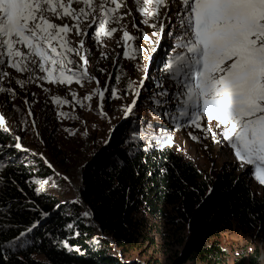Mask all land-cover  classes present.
<instances>
[{"label":"snow or ice","instance_id":"6c2138e0","mask_svg":"<svg viewBox=\"0 0 264 264\" xmlns=\"http://www.w3.org/2000/svg\"><path fill=\"white\" fill-rule=\"evenodd\" d=\"M133 2L142 17L140 23L154 29L152 36L157 37L153 40L143 33L133 20V27L142 33L143 40L149 44L148 49L138 48L134 51L156 53L163 34L173 23L177 29L174 46L182 50L166 60L165 71L173 81V88L169 91L162 82H157L160 91L155 93V105L161 111L154 109V114L166 121L165 127H174L177 131L199 129L202 137L188 133L196 142L209 137L215 143L226 141L234 150L241 167L245 164L251 166L253 171L250 175L264 186V0ZM127 7L126 0H0V93L15 96L12 88L2 86L6 80L11 82L13 79L21 88L33 83L40 85L41 82L65 85L73 81L81 84L82 80H94L87 68L80 70L72 58V55L78 56L84 65L88 64L86 56L80 54L81 50L88 52L85 40L80 39L79 46L73 47L69 36L74 33L98 42L102 34L112 37L117 31H122L124 47L127 48L128 41L138 38L121 23L125 17L132 15L131 10L120 11ZM113 24L117 27L110 26ZM86 28L93 29L94 35ZM101 55L104 56L103 53ZM123 56L126 59L136 58L127 50ZM152 58V55L148 56L149 62ZM69 65H77V70L72 71ZM9 68L24 78L12 77L7 71ZM143 71L145 76L137 88L133 89L132 82L128 85L133 90L134 99L124 109L125 119L134 116L141 98L148 68L145 67ZM115 80L119 83L120 77L116 76ZM96 82L99 84L98 80ZM44 90L48 91L47 88ZM105 91L113 99L120 98L115 89L106 88ZM97 94L100 113L104 115V91ZM72 95L76 96L75 93ZM53 99L57 105L67 103L59 96ZM84 99L91 100L92 95ZM25 103L28 101L25 100ZM29 115L32 113L29 112ZM58 115L67 116V113ZM214 121L216 130L213 128ZM4 126L5 117L0 115V128L7 131ZM15 139L17 143L14 147L27 152L19 142L21 138L16 136ZM133 139L147 140L145 151L153 146V142L161 148L174 143L172 134L163 129L154 136L134 134ZM2 152L3 149H0ZM45 163L52 167L47 160ZM4 167L0 164V172ZM39 194L40 189L37 190ZM42 215L46 217L48 214ZM83 215L85 218L91 217L87 211ZM39 226L40 221L37 220L16 237L0 244V258L8 259V256L2 255L3 249L16 251L30 243L29 234ZM4 230L0 227V232ZM75 235L79 236V232ZM94 244H98V241ZM62 246L70 253L81 251L78 247L70 246L67 240L62 242Z\"/></svg>","mask_w":264,"mask_h":264},{"label":"rangeland","instance_id":"374dc122","mask_svg":"<svg viewBox=\"0 0 264 264\" xmlns=\"http://www.w3.org/2000/svg\"><path fill=\"white\" fill-rule=\"evenodd\" d=\"M126 2L128 7L120 11L131 10L132 15L125 17L121 23L127 26L126 30L131 35L138 37L128 41L127 48L124 47L122 31H117L112 37L102 34L98 42L89 37H78L74 33L69 36L73 47L79 46L80 39L85 40V48L88 52L81 50L80 54L86 56L88 64L84 65L78 56L70 55L76 60L80 70L87 68L88 74L95 77L94 80H82L83 86L75 81L65 85L41 82L40 85L33 83L21 88L15 84L14 79L11 82L6 80L2 85L5 88H12L15 92V96L7 92L0 93V115L5 117L4 127L11 129L14 139L19 136L21 138L19 142L28 151L17 150L14 147L17 143L16 139L3 148L16 151L30 166L46 169L40 174L35 172L33 179L27 185L37 198H46L55 208L51 212H56V215L49 226L55 224L58 217H63L66 210L67 217L82 220L85 226L90 228L93 239L101 237L112 242L99 227L97 230L91 228L96 224L91 205L88 204L91 195L90 182L93 178L91 172L102 169L113 161L112 152L123 143L125 137L131 139L134 134L154 136L162 129L171 133L174 139L172 146H165L162 149H170L183 163H192L201 172L205 183L212 185L223 180L225 176H235L245 181L256 197L264 200V186L250 175L253 168L246 164L241 167L234 150L226 141L215 143L209 137L196 142L188 133L192 132L193 135L202 137L203 133L199 129L187 128L177 131L174 127H165L166 121L154 114V109L156 112L161 111L155 105L157 98L155 93L160 91L157 82H162L164 88L169 91L173 88V81L167 76L165 67L168 57L182 51L174 46L177 29L175 23L166 29L156 53L134 51L138 48L148 49L149 44L143 40L142 33L133 27V20L143 33L148 34L153 40L157 37L152 36L154 29L140 23L142 17L136 11L133 0ZM74 7L79 6L74 5ZM56 22L60 23V21ZM110 26L117 27L114 24ZM93 29L85 30L94 35ZM125 50L136 58H124ZM149 55L153 57L151 62L148 60ZM77 65L68 67L76 71ZM145 67L148 68V73L145 86L141 90V98L137 102L134 116L125 119L124 109L134 99L133 90L129 89L128 85L132 82L133 89L138 87L141 78L145 76L143 71ZM7 71L12 77L24 78L11 68ZM116 76L120 77L119 83L115 80ZM45 88L48 91H45ZM106 88L115 89L120 98H111L108 91H105ZM98 91H104V115L100 113ZM73 93L76 94L75 97ZM90 94L91 100L84 99ZM56 96L67 103L55 104L53 98ZM25 100L28 101L27 104ZM29 112L32 113L31 116ZM59 113H67V116H60ZM215 123L214 121V130H216ZM9 158L7 154L0 156V164L6 167L10 163ZM45 160L52 165L51 168ZM3 172L4 170L0 172V179ZM33 181H47V183ZM38 189H40L39 195H37ZM2 191L0 185V193ZM25 196L22 194L21 199ZM30 202L35 208L42 209L38 201ZM77 206L82 208V212L77 211ZM180 209H186V206L176 202L160 206L162 212L160 211L156 216L150 214L145 207L137 212L134 220L139 224L133 229L136 241L132 256L143 261L153 259L157 264H264V241L259 231L257 229L246 231L235 225L222 229L215 239H211L208 245L211 246L216 240L220 252L208 259L187 252L189 224L181 217ZM86 211L91 213L90 218L84 217L83 213ZM43 213L46 212L41 214ZM172 216L174 220H171ZM67 230L75 231V228L72 225L71 228L67 227ZM35 258L45 260V257L40 255H35Z\"/></svg>","mask_w":264,"mask_h":264},{"label":"trees","instance_id":"16d2710c","mask_svg":"<svg viewBox=\"0 0 264 264\" xmlns=\"http://www.w3.org/2000/svg\"><path fill=\"white\" fill-rule=\"evenodd\" d=\"M11 132V129L0 128V149L11 159L0 179L3 189L0 227L5 229L0 232V244L16 237L37 220L40 226L29 234L30 243L25 247L16 251L3 249L2 255L8 259L0 258V264H157L153 259L143 261L132 256L136 241L133 229L139 224L134 215L145 207L156 216L161 211L160 206L176 202L186 206L179 213L189 224L187 252L203 259L220 252L216 240L211 246L208 244L219 231L232 225L246 231L257 229L264 241V200L256 197L245 181L225 176L221 181L207 184L192 163H183L170 149L153 145L145 151L147 140L130 137H125L114 149L112 162L91 172L88 204L96 223L91 228L99 227L112 242L101 237L93 239L90 228L82 220L67 217L66 210L63 217L49 226L56 215L51 212L55 208L46 198H37L27 185L34 174L46 169L30 166L16 151L3 148L15 140ZM22 194L26 195L23 199ZM31 200L38 201L42 209L35 208ZM76 209L82 212L80 206ZM42 212L51 215L43 217ZM70 224L75 231L67 230ZM77 231L79 236L75 235ZM65 240L81 251L65 250L62 246ZM96 241L98 244H94ZM35 255L45 260L36 259Z\"/></svg>","mask_w":264,"mask_h":264}]
</instances>
